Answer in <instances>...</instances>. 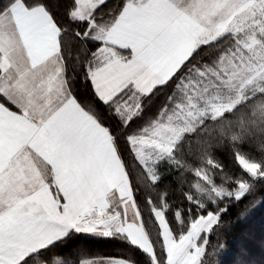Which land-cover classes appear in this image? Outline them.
Listing matches in <instances>:
<instances>
[{
  "label": "snow or ice",
  "instance_id": "snow-or-ice-1",
  "mask_svg": "<svg viewBox=\"0 0 264 264\" xmlns=\"http://www.w3.org/2000/svg\"><path fill=\"white\" fill-rule=\"evenodd\" d=\"M0 264H264V0H0Z\"/></svg>",
  "mask_w": 264,
  "mask_h": 264
},
{
  "label": "trees",
  "instance_id": "trees-1",
  "mask_svg": "<svg viewBox=\"0 0 264 264\" xmlns=\"http://www.w3.org/2000/svg\"><path fill=\"white\" fill-rule=\"evenodd\" d=\"M259 219H260V215L257 214V218H256V222H257V223H258Z\"/></svg>",
  "mask_w": 264,
  "mask_h": 264
}]
</instances>
